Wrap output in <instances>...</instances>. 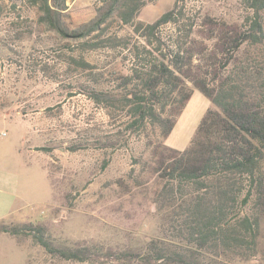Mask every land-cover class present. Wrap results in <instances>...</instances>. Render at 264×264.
<instances>
[{
    "label": "trees",
    "instance_id": "trees-1",
    "mask_svg": "<svg viewBox=\"0 0 264 264\" xmlns=\"http://www.w3.org/2000/svg\"><path fill=\"white\" fill-rule=\"evenodd\" d=\"M67 1L42 0L39 14L64 38ZM149 1L97 0L95 15L71 31L75 41L112 51L116 62L97 74L90 61H75L93 74L90 98L123 128L100 139L145 143L149 158L139 161L160 178L154 193L163 231L182 237H153L135 256L140 264L249 259L264 222V0H245L249 11L239 19L205 12L191 0H175L154 21L138 19ZM115 21L131 29L113 33ZM118 60L123 68H115ZM194 88L212 106L189 145L177 149L165 139ZM1 232L18 241L30 237L64 258L84 260L92 252L57 244L42 220H2Z\"/></svg>",
    "mask_w": 264,
    "mask_h": 264
},
{
    "label": "rangeland",
    "instance_id": "rangeland-1",
    "mask_svg": "<svg viewBox=\"0 0 264 264\" xmlns=\"http://www.w3.org/2000/svg\"><path fill=\"white\" fill-rule=\"evenodd\" d=\"M191 1L229 19L249 11L245 0ZM174 2L151 0L138 19L154 21ZM41 3L0 0V221L42 220L57 244L92 252L84 260L64 258L30 237L18 241L1 232L0 264H140L135 254L151 238L182 237L163 231L154 193L160 178L140 162L149 158L145 143L133 136L112 145L100 139L119 127L90 98L93 74L75 61H90L97 74L116 59L103 47L75 41L71 32L95 15L97 0L67 1L65 38L40 23ZM130 29L116 21L110 27L113 33ZM121 67L118 60L115 68ZM210 106L194 88L165 142L185 149ZM262 235L255 256L230 264H264V222Z\"/></svg>",
    "mask_w": 264,
    "mask_h": 264
},
{
    "label": "crops",
    "instance_id": "crops-1",
    "mask_svg": "<svg viewBox=\"0 0 264 264\" xmlns=\"http://www.w3.org/2000/svg\"><path fill=\"white\" fill-rule=\"evenodd\" d=\"M20 152H21V151H20ZM0 204H1V201H0ZM3 215H5V214H1L0 217L3 216Z\"/></svg>",
    "mask_w": 264,
    "mask_h": 264
}]
</instances>
